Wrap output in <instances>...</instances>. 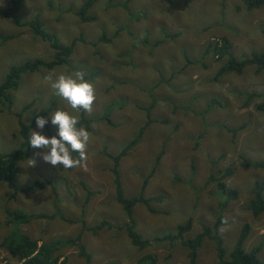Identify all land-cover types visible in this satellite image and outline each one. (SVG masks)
I'll use <instances>...</instances> for the list:
<instances>
[{
  "label": "rangeland",
  "instance_id": "obj_1",
  "mask_svg": "<svg viewBox=\"0 0 264 264\" xmlns=\"http://www.w3.org/2000/svg\"><path fill=\"white\" fill-rule=\"evenodd\" d=\"M84 1L18 0L16 21L0 16V83L12 65L53 58L46 44L21 25L33 16L57 37L59 45L72 43L66 63L22 75L16 90L9 92L10 109L0 107V154L13 152L17 146V114L25 105L29 108L20 117L24 123L38 112H46L48 120L47 131L35 123L29 139L32 131L48 137L57 134L58 127L51 124L57 108L76 115L78 124L88 122L90 133L84 167H54L36 155L43 149L32 147L28 158L16 165L18 187L37 182L41 188L7 200L9 191L0 185V243L10 229L5 213L11 209L47 215L59 212L60 218L20 226L36 240L74 237L81 214L87 227L102 221L112 227L126 224L121 206L114 201L107 155H117L136 138L148 107L150 123L120 159L118 173L126 198L136 196L150 175L143 197L155 199L131 209L135 230L148 239L150 247L137 250L124 231L113 228L95 234L83 231L88 262L74 248H67L61 251L63 264H134L148 253L155 255L156 264H187L186 251L178 242L154 245L151 238L172 232L186 219L191 228L185 237L209 227L225 193L216 190L208 177L219 178L226 168L232 172L223 182L237 192V198L222 211L227 220L219 227L224 259L244 223L249 224V234L243 247H253L264 235V213L254 218L246 205L253 183L264 181V169H253L242 161H264V112L254 109L258 99L244 104L240 94L264 95V70L246 67L239 74L214 77L226 58L205 53V46L225 38L235 59L263 50L264 7L246 10L239 0L187 4L186 0H169L171 5L164 0H95L87 12L94 19L80 22L75 12ZM8 4L9 0H0V8ZM76 71L84 72L96 86L91 113L71 109L47 79ZM106 112L109 125L102 120ZM30 159L36 160L34 167H29ZM256 258L264 262V248ZM0 264L19 263L0 247ZM195 264H216L212 242L203 241Z\"/></svg>",
  "mask_w": 264,
  "mask_h": 264
},
{
  "label": "trees",
  "instance_id": "obj_2",
  "mask_svg": "<svg viewBox=\"0 0 264 264\" xmlns=\"http://www.w3.org/2000/svg\"><path fill=\"white\" fill-rule=\"evenodd\" d=\"M167 4L171 5L169 0H164ZM192 0H186L185 3H189ZM242 6L246 10H255L260 7H264V0H239ZM95 0H85L75 12L76 17L80 22H89L94 18L87 14L88 10L94 4ZM19 10L18 0H9V4L6 7L0 8V16L10 18L16 21V14ZM27 26L30 33L37 37L40 41L44 42L47 48L52 51L53 58L49 61H42L35 58L31 61H23L18 65H12L6 70L3 80L0 83V107L6 106V110L11 107L10 91L16 90L18 87L19 79L22 75L38 70L40 67L46 70H51L56 66H60L66 63L67 59L72 53V43L69 46H61L57 42V37L44 30L42 22L38 19V16H33L29 21L21 24ZM220 43L213 42L212 45L205 46V53H211L217 58L225 57V62L216 71L214 77H219L226 73L239 74L246 67H253L256 72L264 70V49L260 51H251L247 56L239 57L235 59L228 52L229 44L225 38H220ZM240 94V93H239ZM244 97L245 103L249 104L251 100L258 99L259 101L254 106L256 111L264 112V95L255 93H243L240 94ZM29 108L25 105L21 111L17 114V129L16 132L19 136L17 139V146L13 152L7 154H0V185L6 186L9 193L7 200H14L19 194H26L41 188V184L33 182L30 184H24L22 187H18L16 184L17 170L16 165L28 158V153L31 149L29 144L28 132L35 124L36 116L46 117V112H38L35 114L29 123H24L21 120V115ZM107 112L103 115L102 120L106 124H110L107 117ZM145 122L140 127L136 138L131 140L120 152L115 156L107 155L111 161L110 173L112 176V185L114 192V201H116L122 208L124 215L126 216V224L112 227L105 222H99L92 226L87 227L83 222V214L79 217V233L74 237H54L48 240H36L30 238L27 234L20 230L21 225L29 224L34 220H52L53 217L60 218L59 212L54 215L36 214L33 212H26L19 209H11L6 211V225L10 227L5 238L0 243V247L3 251L15 260L19 264H60L64 263V258L61 251L67 248H74L77 252V256L88 262L89 254L86 252L85 247L81 241V235L83 231H89L92 234L100 231L102 228L117 229V231H124L129 243L137 250H142L149 246L148 239H142L135 230V221L131 214V209L136 204H146L153 201L155 198L145 199L143 192L147 180L150 175L146 176L142 181L139 191L134 197L126 198L123 196L119 186V173L118 165L120 159L134 147L140 139L145 128L149 125L148 107L145 109ZM77 127H84L88 129V122L78 124ZM47 125L45 130L47 131ZM232 134L236 133V130H231ZM15 133L13 136L15 137ZM104 153V152H103ZM73 155L79 156V153H73ZM243 164L255 169H264V161L246 162ZM232 170L229 168L224 169L219 178L212 176L208 177V181L216 183V190H220L221 193H225L223 202L218 203V214L215 215V221L208 227L202 226L200 231L194 234L192 237H185L190 231L191 222L190 219H186L184 222L175 225L172 232L163 233L161 236H154L151 238L154 241V245L165 242V244L172 245L178 242L186 251L187 264L196 263V255L204 240H209L213 243L216 264H264L263 261L258 260L256 256L264 248V235L260 236L258 242L254 244L250 249L243 247L244 242L249 234V224L244 223L238 230L234 244L231 250L228 252L227 258L224 259V249L222 247V239L219 236V227L225 224L222 223L223 214L222 211L226 207L228 201L237 198V192L232 189L226 188L223 180L231 174ZM264 191V181H255L250 189V199L247 202L246 208L252 217L256 218L264 213V198L262 197ZM85 203V202H84ZM72 221H66L67 225L72 224ZM62 258V259H61ZM134 264H156V257L153 254H145L139 256Z\"/></svg>",
  "mask_w": 264,
  "mask_h": 264
},
{
  "label": "clouds",
  "instance_id": "obj_3",
  "mask_svg": "<svg viewBox=\"0 0 264 264\" xmlns=\"http://www.w3.org/2000/svg\"><path fill=\"white\" fill-rule=\"evenodd\" d=\"M47 79L51 81V88L55 90V94L67 101L71 109L77 112L81 109L87 113L92 112L97 98V89L94 82L85 78L84 72L60 73L55 79L51 75ZM35 123L38 129L43 130L48 120L37 115ZM78 123L76 115L57 108L51 114V124L58 127L57 134L48 137L41 132L32 131L29 144L34 149H43L36 155L54 167L60 166L64 169L84 167L87 161L86 147L90 142V133L84 127H77ZM74 152L79 153V156L74 157ZM35 164L36 160L30 159L29 167H34ZM222 223L226 225L227 220H223Z\"/></svg>",
  "mask_w": 264,
  "mask_h": 264
}]
</instances>
